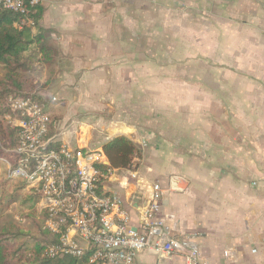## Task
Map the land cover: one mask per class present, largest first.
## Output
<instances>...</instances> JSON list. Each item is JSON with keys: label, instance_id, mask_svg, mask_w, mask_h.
I'll use <instances>...</instances> for the list:
<instances>
[{"label": "crops", "instance_id": "0c3cea01", "mask_svg": "<svg viewBox=\"0 0 264 264\" xmlns=\"http://www.w3.org/2000/svg\"><path fill=\"white\" fill-rule=\"evenodd\" d=\"M38 2L59 52L40 84L64 116L97 122L99 143L140 149L164 235L191 240L198 264H264V0ZM125 184L108 186L139 227ZM133 264L187 263L149 249Z\"/></svg>", "mask_w": 264, "mask_h": 264}, {"label": "built area", "instance_id": "2783aa9c", "mask_svg": "<svg viewBox=\"0 0 264 264\" xmlns=\"http://www.w3.org/2000/svg\"><path fill=\"white\" fill-rule=\"evenodd\" d=\"M38 4V0L29 1L30 7ZM0 9L28 13L23 0H0ZM19 25L34 24L25 19ZM7 103L14 115L5 120L20 130L8 177L37 190L44 228L59 235L56 243L45 245L44 256L73 259L72 264H133L137 253L150 249L168 257L180 253L187 264H198V247L189 239L166 237L156 219L163 198L158 183L142 177L134 165L106 173L94 167L97 163L108 166L101 143L92 140L101 130L97 122L71 119L65 125L55 124L49 136L51 119L43 105L32 97L13 95ZM90 143L93 150L86 151ZM119 179L126 181L125 188L132 187L137 198L134 211L139 227L130 223L129 210L108 186Z\"/></svg>", "mask_w": 264, "mask_h": 264}, {"label": "trees", "instance_id": "16d2710c", "mask_svg": "<svg viewBox=\"0 0 264 264\" xmlns=\"http://www.w3.org/2000/svg\"><path fill=\"white\" fill-rule=\"evenodd\" d=\"M23 1L28 11L26 14L22 15L0 9V64L5 71L4 82L11 85V90H0V157L9 160L12 164H14L16 158L15 151L19 145L20 130L10 126L4 119L7 115H14L7 103L8 94L9 92L12 93V89L15 91L20 87L22 89V87L25 88L26 85L30 86L31 84L34 86V91L37 90L40 79L36 77L31 79L27 75L34 69L42 71L45 68H49L59 56L58 50L50 44L48 31L40 25L43 8L39 4L30 7V0ZM25 19L32 21L33 27L26 25L20 27L19 24ZM28 93L15 92L13 96H31ZM37 96H32V98L42 104V98L38 94ZM54 124L51 120L49 136L54 132ZM101 148L108 166L97 163L94 167L102 173H106L108 169L126 170L133 165L136 167L134 161L141 157L140 149L123 135H117L105 140L101 143ZM9 181H17L27 186L24 182L7 178L0 189L1 208L17 204V202L22 205V194L19 191L22 186L12 192L5 191V185ZM28 192L25 197L28 201H33L34 203L39 201L40 194L36 189H29ZM44 220L45 215L43 214V222ZM28 235L26 231L16 224L2 225L0 228V264H72L74 262L73 259L69 258H48L43 255L45 245L56 243L59 237L58 234H53L47 229H43V238L41 240L29 238ZM29 249L32 252L28 253Z\"/></svg>", "mask_w": 264, "mask_h": 264}, {"label": "rangeland", "instance_id": "374dc122", "mask_svg": "<svg viewBox=\"0 0 264 264\" xmlns=\"http://www.w3.org/2000/svg\"><path fill=\"white\" fill-rule=\"evenodd\" d=\"M42 73L41 70H33L29 75H27L28 77H30L31 79H34L33 77H39ZM4 75H5V71L3 66L0 64V90L2 89H10L11 85L9 83H5L4 82ZM34 81V80H33ZM33 83V82H32ZM33 84L26 85V87H21L19 89H16L15 91H13L14 89H12V93L9 92L8 97L13 95V93L15 92H21V93H28L31 96H26V97H38L36 92L38 93L39 90H45L47 93L45 94V96L41 97L42 100V104L44 106V108L46 109V111L49 113L50 115V119L58 125H65L67 124L72 118L71 116H64L61 112V107L62 104L59 105V101L57 99L56 96L51 95L52 91V87L53 84H38L37 85V90L34 91V86ZM11 90V89H10ZM20 95V94H18ZM53 98H56V100L58 101H53ZM41 104V105H42ZM9 116V115H7ZM5 116V117H7ZM4 117V119H5ZM81 121L83 119H80ZM6 121V120H5ZM86 123H91L89 121H85ZM7 122V121H6ZM54 124V125H55ZM117 129V128H116ZM117 131V130H116ZM115 131V132H116ZM88 136H85V141H87ZM94 139V142H98V139L96 138V135L94 134V137L92 136V140ZM93 143V142H92ZM86 151L88 150H93L92 148V144L90 143V145H88V147L85 149ZM0 189L2 188V184L6 182L8 177V170H9V164H12L9 160L5 159V158H1L0 157ZM22 189L19 190L21 191L20 194H22V205L20 203L17 202V204H11L5 208H1L0 207V228L2 227V225L4 224H16L19 227H21L24 231H26L29 235V238H36L41 240L43 238V229L44 228V222H43V213H41L39 211V206H38V202L34 203L33 201H28L25 197L26 195L29 193V188L25 185H23L20 182L17 181H9L6 183L5 185V191L8 192H12L15 191L16 188L21 187ZM24 186V187H23ZM26 200V202H24ZM45 221V220H44ZM45 236H47L45 234ZM48 238V236H47ZM49 239V238H48ZM32 252L30 249L28 251Z\"/></svg>", "mask_w": 264, "mask_h": 264}]
</instances>
